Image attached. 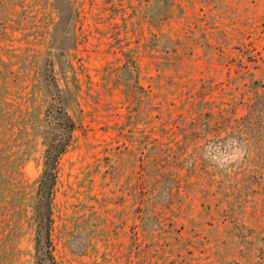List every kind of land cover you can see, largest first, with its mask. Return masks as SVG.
<instances>
[{"label":"rangeland","instance_id":"obj_1","mask_svg":"<svg viewBox=\"0 0 264 264\" xmlns=\"http://www.w3.org/2000/svg\"><path fill=\"white\" fill-rule=\"evenodd\" d=\"M58 106V264H264V0H0V154L26 184L0 177V264H35Z\"/></svg>","mask_w":264,"mask_h":264},{"label":"trees","instance_id":"obj_2","mask_svg":"<svg viewBox=\"0 0 264 264\" xmlns=\"http://www.w3.org/2000/svg\"><path fill=\"white\" fill-rule=\"evenodd\" d=\"M57 123H46L41 130L44 151L42 155L41 172L31 190V223L34 230V260L35 264H58L53 254L51 239L52 199L57 178V168L61 155L70 144L73 121L66 109L58 106L53 108ZM5 114L0 113V126ZM50 112L46 110L45 117ZM12 123L9 124L11 126ZM13 128V127H12ZM9 129V127H7ZM11 129V128H10ZM22 156L12 157L0 154V177L4 181L6 193L21 192L26 184L20 179L18 160ZM264 182V176H263Z\"/></svg>","mask_w":264,"mask_h":264}]
</instances>
